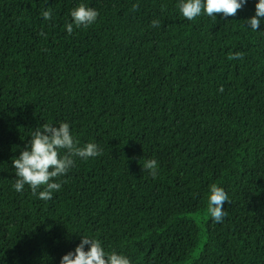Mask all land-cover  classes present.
I'll return each mask as SVG.
<instances>
[{"label":"trees","instance_id":"obj_1","mask_svg":"<svg viewBox=\"0 0 264 264\" xmlns=\"http://www.w3.org/2000/svg\"><path fill=\"white\" fill-rule=\"evenodd\" d=\"M257 2L189 21L180 0H0V264H60L83 236L131 264H264V18L244 23ZM80 4L99 16L68 35ZM60 123L102 155L75 158L49 201L16 192L12 159Z\"/></svg>","mask_w":264,"mask_h":264},{"label":"clouds","instance_id":"obj_2","mask_svg":"<svg viewBox=\"0 0 264 264\" xmlns=\"http://www.w3.org/2000/svg\"><path fill=\"white\" fill-rule=\"evenodd\" d=\"M246 2L247 0H180L178 7L182 16L189 21L195 20L202 14L216 20L217 15L235 16ZM136 7L134 5L133 10ZM42 16L44 20H49L52 12L46 10ZM70 16L72 22L65 25L68 35L73 34L74 28H88L93 25L99 13L93 8L80 4L71 11ZM261 18H264V0H258L255 4V15L244 23L252 31H257L262 22ZM151 26L159 28L161 22L153 20ZM243 56V53L235 52L229 56V59H243ZM219 91L222 92L223 88ZM62 150L64 154L60 155ZM100 155L102 149L96 143H87L80 147L68 123H60L58 126L43 124L32 133L25 150L21 151L19 157L12 159L16 174L13 187L16 192H21L27 185L33 195H37L38 189L43 188L38 192V198L49 201L53 198V193L61 189V183L54 181L69 172L75 164V158L88 160ZM143 167L151 176H156L158 166L155 159L146 161ZM226 202H229V197L224 189L215 184L211 185L207 211L213 221L223 222L227 215L223 207ZM85 245L88 246L87 251ZM60 264H131V262L126 256L114 251L107 253L100 240L83 236L74 251L61 257Z\"/></svg>","mask_w":264,"mask_h":264}]
</instances>
